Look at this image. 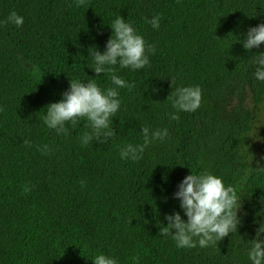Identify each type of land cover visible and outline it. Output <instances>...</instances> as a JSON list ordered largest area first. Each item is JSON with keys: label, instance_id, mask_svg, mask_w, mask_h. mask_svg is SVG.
Listing matches in <instances>:
<instances>
[{"label": "trees", "instance_id": "1", "mask_svg": "<svg viewBox=\"0 0 264 264\" xmlns=\"http://www.w3.org/2000/svg\"><path fill=\"white\" fill-rule=\"evenodd\" d=\"M12 11L24 23L0 24V264H93L101 253L118 264H135L134 256L138 264H251L249 241L264 223V168L254 169L249 153L264 82L252 61L264 43L246 50L242 41L264 23V0H87L79 8L74 0H0V21ZM156 14L158 30L146 23ZM117 16L156 53H146L150 67L115 66L136 86L117 89L115 135L85 146L86 120L63 135L43 117L70 80L115 87L110 73L96 76L91 53L106 50ZM194 86L199 108L170 120L167 97ZM145 126L168 136L138 161L121 159L122 146L143 143ZM45 144L48 155L38 150ZM204 171L236 188L241 222L215 245L178 248L160 225L176 212L187 221L174 194ZM24 185L31 191L22 195Z\"/></svg>", "mask_w": 264, "mask_h": 264}, {"label": "clouds", "instance_id": "2", "mask_svg": "<svg viewBox=\"0 0 264 264\" xmlns=\"http://www.w3.org/2000/svg\"><path fill=\"white\" fill-rule=\"evenodd\" d=\"M75 7L85 6L87 0H74ZM161 15L156 14L146 23L153 29L160 28ZM24 23L22 16L15 11L10 12L7 18L0 21V24H12L21 27ZM113 34L106 43V50L101 53L92 49L94 59L93 71L96 76L102 73H110L111 83L115 87L102 89L95 80L82 83L79 80H70V88L63 93L59 102L46 106V115L43 117V124L49 129L55 130L57 134L68 135L71 125L74 129L78 122L86 120L85 125L90 129L81 137V143L88 145L90 142L99 141L106 143L115 133L112 128V118L121 107L119 88H127L132 91L135 83H128L116 74L115 66L120 68H131L139 70L150 67L149 55L156 53V47L148 44L142 35L138 34L131 23L126 22L121 16H117L110 25ZM264 43V23L250 27L246 39L242 41L246 50L259 48ZM148 53V54H146ZM256 65L254 77L264 82V52L256 53L253 58ZM172 102L176 112L169 113L170 120H178L180 111L195 112L202 100V90L198 86L178 87L175 92L167 97ZM4 111L0 107V112ZM143 143L124 145L120 149V157L125 160L138 161L142 159L145 149L154 141L163 142L168 136V129L151 130L148 126L142 128ZM103 138V139H101ZM25 145L31 144L27 139ZM42 154L48 155L51 151L47 144L38 148ZM192 173V172H191ZM81 186L85 181H81ZM31 191L29 185L22 186L21 194ZM179 199L180 207L187 217L185 222L179 212L166 215L168 221L166 227L160 225L162 236H171L178 248H195L197 244L201 248L217 244L218 241L237 232L240 224L238 210L241 207V200L237 195L234 186L224 184L221 177L208 171L199 174L187 175L178 185V191L174 194ZM264 233V223L257 229L256 238L249 241L250 248L247 253L251 264H264V240L260 239ZM196 238V239H194ZM132 260L138 264L139 257L134 256ZM93 264H118L116 258L103 253L96 255Z\"/></svg>", "mask_w": 264, "mask_h": 264}, {"label": "rangeland", "instance_id": "3", "mask_svg": "<svg viewBox=\"0 0 264 264\" xmlns=\"http://www.w3.org/2000/svg\"><path fill=\"white\" fill-rule=\"evenodd\" d=\"M249 153L252 167L264 168V96L261 103L253 109Z\"/></svg>", "mask_w": 264, "mask_h": 264}]
</instances>
